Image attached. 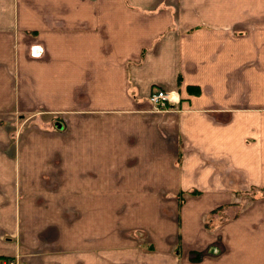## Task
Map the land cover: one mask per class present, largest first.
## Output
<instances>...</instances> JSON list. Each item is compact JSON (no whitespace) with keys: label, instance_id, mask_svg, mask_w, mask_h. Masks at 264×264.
<instances>
[{"label":"crops","instance_id":"0c3cea01","mask_svg":"<svg viewBox=\"0 0 264 264\" xmlns=\"http://www.w3.org/2000/svg\"><path fill=\"white\" fill-rule=\"evenodd\" d=\"M190 3L0 0V258L23 248L27 238L22 228L28 224L16 218L18 148L4 129L5 116L18 114L34 124L50 116L44 124L51 136L24 134L40 140L39 162L25 161L37 163L31 169L42 178L49 163L62 171L66 183L59 192L65 193L55 202H158L160 196L176 202L177 188L185 187L188 202L205 204L188 213L200 233L193 242L183 240L180 254L157 243V251L138 250L127 231L116 238L121 258L112 262L111 243L94 244L89 232L75 229L73 254L45 264H264V196L246 214L235 209L212 242L200 241V218L231 206L240 193L264 191V0H209L214 14L204 19ZM156 90L178 94V104L154 111L148 98ZM59 118L65 128H55ZM49 155L66 157L57 162ZM86 175L85 186H95L91 178L98 177L102 188L70 194L68 179L80 183ZM46 191L41 194L50 195ZM219 201L223 205L214 207ZM44 211L51 221L53 214ZM52 224L37 234H54ZM217 240L223 247L212 249ZM194 250L208 253L192 262L187 255Z\"/></svg>","mask_w":264,"mask_h":264},{"label":"rangeland","instance_id":"374dc122","mask_svg":"<svg viewBox=\"0 0 264 264\" xmlns=\"http://www.w3.org/2000/svg\"><path fill=\"white\" fill-rule=\"evenodd\" d=\"M188 1L191 2L190 6L193 8L192 13L196 14L197 18L204 19L206 17H211V15L213 16L214 12L210 11L211 8L209 7V4L206 3L209 2V0ZM166 109L167 106L158 110H153L160 112ZM5 117H7L6 121L10 122V124L4 129L13 137L18 148L16 154V159H18V161L15 162L17 174L13 180L15 205L17 206L16 218L18 219V222L23 220L28 225L23 226L22 228L24 236H27L25 241L26 244L23 245V248L10 253V255L6 257L0 258L2 259L0 264H45L48 260L66 261L67 258H62L60 254L64 253V256L67 255V257H70L73 254L72 244L75 238V236H73L75 229L77 234L78 232H89V240L94 244H96V241H99L98 239H100L101 244L104 246H108L111 243L110 248L114 249V251L111 252L112 262L121 258L120 253L116 251L119 249L118 246L114 245L117 243L116 238H122L127 231L131 232L133 240H137L136 246L141 244L138 247V250H147L148 252L157 251V243L162 251L170 249V251H166V253L170 254H176L174 250H177L179 254L181 253L180 251L183 249L181 243L185 238L187 240L186 242L189 243L193 242V240L198 237L200 233L199 226L196 222H193V227H190V224L187 221V215L188 213H191L192 215L194 212L199 211V209L205 204L201 202H198V204H195L192 201H190L191 203L188 202L189 193L185 187L177 188L175 192L176 202L169 196L165 201L164 196L158 197V200H161L158 202H148V200L140 202L131 197L128 199L126 198L124 201L117 202L78 204L75 202H55V196L65 193L59 192L61 190V185L66 183L65 180L61 179L62 171H59V168L56 165H50L49 163V168L44 171V173L47 174V177L42 178L39 171L31 169V167L35 166L37 163H26L25 161V158L31 159L33 157L37 160L36 162H39L40 140L25 138L24 134L32 136L30 130H35L47 136H51L52 134L47 131V127L50 128V126L44 124V122L48 124L47 119L50 118V116L42 119L44 121L43 124L40 122L34 124L31 121V117H20L18 114H15L13 117ZM31 125L34 127L30 128ZM54 126L58 129L66 127L65 124L62 125L60 118ZM78 126L81 127L80 124H77V128ZM69 129H71V122H68L67 124L66 130ZM27 145L35 151L33 152V156L26 153V151H28ZM22 147L25 149L24 152ZM49 157L57 162H62L66 155H49ZM68 174H71V172L68 171ZM89 178L90 177L86 175L79 183L78 178L72 176L68 179L69 183L66 185V188L69 190L70 194L71 191L74 193L79 188L85 191H92L93 189L97 190L98 187L102 188L98 177L91 178L94 180L93 182H95V186H85ZM42 180H44V182H42ZM45 185H47V188ZM43 189L45 192H47L46 189L51 190L50 195L45 196L44 194H41V190ZM126 190V188H116V192L119 191L123 193ZM259 192L260 191L255 190L254 194L246 192L233 196L231 206L226 205L221 209L215 210V212L207 216L203 221L202 218H200V222H203L201 225L205 230L204 240L200 237L201 244L204 245L210 241L212 242L217 236H220L223 232L222 229L227 225L223 222L232 217L235 209L237 211L242 210L239 215H243L255 208L256 205L259 204L256 200L264 196V191H262V193ZM160 194H165V192H160ZM20 196L24 197L23 201H19ZM195 198L198 197H194V199ZM171 200L173 201L171 202ZM223 203V201H219L214 204V207L223 205ZM53 204L55 207L50 210V206ZM58 205L59 207H56ZM227 207L229 209H227ZM44 210H49V213L53 214L51 216V221H54L56 226L49 221L50 219L46 220L48 212H45ZM44 214L47 215L44 216ZM45 223H48L49 226L52 224L53 227H55L53 229L55 230L54 234L50 235L51 233L48 231L37 234L38 231L46 228ZM141 230L144 231L141 233ZM149 230H151L153 244L148 241V234H150ZM45 233H48L46 239L47 241L50 240V243H45L46 239L44 235H42ZM55 234L56 239L51 240V237ZM179 234L181 235L182 241H179ZM84 237L87 238V236ZM142 243H144L145 246L142 245ZM217 243L219 244L212 249H217V246H219V249L223 247L219 240H217ZM148 245L150 247L149 249ZM197 246L200 245L197 244ZM97 250H99V248H97ZM132 252L135 254V251L132 250ZM206 253H208V251L204 253V251L194 250L189 251L187 256L192 262H198L203 259V256H205ZM107 256L108 255H105V257Z\"/></svg>","mask_w":264,"mask_h":264},{"label":"built area","instance_id":"2783aa9c","mask_svg":"<svg viewBox=\"0 0 264 264\" xmlns=\"http://www.w3.org/2000/svg\"><path fill=\"white\" fill-rule=\"evenodd\" d=\"M148 101L154 110L155 109L158 110L160 108H164L165 106H167L168 103L178 104L179 97L178 94H174L172 92L156 90L150 94Z\"/></svg>","mask_w":264,"mask_h":264},{"label":"bare ground","instance_id":"6f19581e","mask_svg":"<svg viewBox=\"0 0 264 264\" xmlns=\"http://www.w3.org/2000/svg\"><path fill=\"white\" fill-rule=\"evenodd\" d=\"M5 264V263H4Z\"/></svg>","mask_w":264,"mask_h":264}]
</instances>
